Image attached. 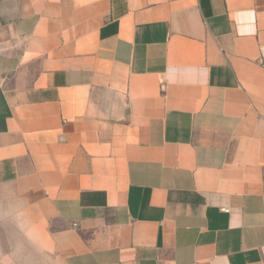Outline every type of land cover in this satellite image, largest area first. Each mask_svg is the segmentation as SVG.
Listing matches in <instances>:
<instances>
[{
	"label": "crops",
	"instance_id": "0c3cea01",
	"mask_svg": "<svg viewBox=\"0 0 264 264\" xmlns=\"http://www.w3.org/2000/svg\"><path fill=\"white\" fill-rule=\"evenodd\" d=\"M0 264H264V0H0Z\"/></svg>",
	"mask_w": 264,
	"mask_h": 264
}]
</instances>
